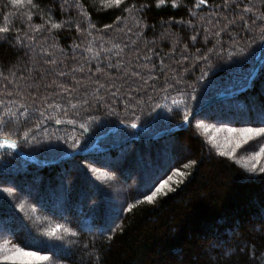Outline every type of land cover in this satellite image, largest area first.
Returning <instances> with one entry per match:
<instances>
[{
	"label": "trees",
	"instance_id": "16d2710c",
	"mask_svg": "<svg viewBox=\"0 0 264 264\" xmlns=\"http://www.w3.org/2000/svg\"><path fill=\"white\" fill-rule=\"evenodd\" d=\"M223 2L198 7V0H175L173 7L165 0L158 7V0L112 6L102 0H0V27L11 28L0 33L6 36L0 41V114H16L0 126V142L17 143L15 149L0 146V189L13 186L22 200H32L33 191L37 202L57 199L69 176L83 189L79 177L87 172L79 159L86 157L112 171L127 170V176L142 168V180L150 176L143 156H153L159 171L164 152L169 168L186 164L185 179L152 202L128 192L117 221L104 232L113 206L101 190L66 264H264V173L221 155L192 126L157 137L229 88L230 96L206 107L203 116L264 127L255 122L264 112V3L232 0L224 8ZM260 57L251 87L237 94ZM73 135L78 144L70 147ZM181 137L193 155L179 160L183 148L177 145L176 155L173 146ZM78 161L80 169L72 171ZM7 196L0 191V218L19 221L8 226L20 233L15 244L25 248L30 231H19L25 225Z\"/></svg>",
	"mask_w": 264,
	"mask_h": 264
},
{
	"label": "rangeland",
	"instance_id": "374dc122",
	"mask_svg": "<svg viewBox=\"0 0 264 264\" xmlns=\"http://www.w3.org/2000/svg\"><path fill=\"white\" fill-rule=\"evenodd\" d=\"M199 114L191 119L185 126H192L196 130V134L201 135L205 139V142H207L212 149L214 148L219 152L220 149L227 150L228 147L232 146L226 144V137H228L229 134L223 130L217 131V129L242 127H235L230 123L219 124L216 122H210L206 119V116H203V111L201 112V116ZM73 137L74 138L70 140V143H72L70 147L78 144V141H75L77 136L73 135ZM212 137H215L216 143L213 142L211 139ZM217 144L220 146V148L217 147ZM177 145L183 148L182 155L178 156L179 160L183 156L185 157L193 155V152L188 149L184 137H181V139L178 140L173 146L174 152L176 155H179L176 147ZM136 146L137 145H135L134 148ZM260 146H264V136L256 137L255 139L242 144L239 148H236L234 153L235 159L240 161L242 164L253 162V154L259 151ZM127 148L128 150L132 149L131 145H127L126 149ZM126 149L124 153L127 152ZM168 154L167 152H164V155H162L160 158V161L163 163L160 168H165L163 171L157 170L158 163L152 160L153 156H143L147 167H149L150 175L147 179L143 180L141 178H143L142 175L144 170L142 168L140 170L139 167L134 168L133 175L127 176V170L126 173L123 174L118 170L112 171L111 169H108V167L100 165L91 157L79 159L81 164L79 161L76 162L72 168V171L75 169H80V165H84L87 176H85V179L84 176L79 177L80 179L83 177L81 179L82 183H86L83 186V189H81L82 187L80 189L75 188V181L72 185V177L69 176L70 179L65 178L62 180V185H60L58 189V194L60 197L55 199L52 196L40 199L42 202H44V206H40L41 201L37 202L33 199L34 195L38 191H33L32 196L29 197L32 198V200H22L21 198H18L16 194H14L15 191L13 190V186H11V188L9 187L10 189L8 190V193H6L8 195L7 197L10 202H12L17 212L20 214V225H25L23 227H19V231H30L29 234L27 232L24 233L25 238L23 239L25 242L20 239L24 243L25 249L29 251H36L42 255H48L50 257L48 261H40L37 262V264H66L65 259L68 258L67 256L70 254L71 250L73 251L72 239L76 237V232L79 230L80 225H82L84 222V219L87 218V216L90 217L89 214L92 213L90 204L93 201L99 199L98 197H100L101 190L106 193L107 199L112 202L113 206L112 211L110 210L111 212L110 215H108L107 221H109L111 218L112 220H110L108 224L104 225L102 228L104 232L117 221L119 216L118 214L120 211L122 212V208L125 205L124 199L127 198L128 192L136 195L150 194L148 192V187L153 183V181L155 180L158 182L159 180L167 179L168 176L173 177V179L169 182V188L173 190L183 181V179H185L184 177L187 174L185 171L186 164L179 163L177 166L175 164V167L173 166L174 168H169V159H167ZM260 163H264V156L260 157ZM179 166L181 167L176 168ZM177 170L179 173H183V175L177 174ZM7 181L10 180L3 179V182ZM165 191L169 192L167 189ZM9 193L11 194L9 195ZM159 195L160 194L157 196ZM56 203L58 207L53 209V206ZM81 203H86L87 208H85L86 206L84 208L82 206V209ZM106 208L107 211L103 212L102 216H105V214L108 212L109 204L104 205V209ZM102 216L101 219H103ZM14 220L15 221H10L6 219L4 221L2 218H0V255H4L6 249H11L14 246H18L14 241L15 239L19 240V237L17 236H19L20 233L17 231L13 232L8 226L10 223H14L15 225L19 226V221L16 219ZM57 225H60L61 228L56 230L54 235H48L49 232L57 229ZM100 226H102V224H100ZM86 230L89 231L90 228ZM98 230L99 229H91V231ZM65 244H67L66 247H64ZM65 248L66 251L64 252ZM0 263L13 264L11 261L3 260H0Z\"/></svg>",
	"mask_w": 264,
	"mask_h": 264
},
{
	"label": "snow or ice",
	"instance_id": "6c2138e0",
	"mask_svg": "<svg viewBox=\"0 0 264 264\" xmlns=\"http://www.w3.org/2000/svg\"><path fill=\"white\" fill-rule=\"evenodd\" d=\"M13 3L16 4H21L24 3V0H12ZM27 2L29 4H32V0H27ZM102 2L104 4H107L109 6L112 5H120L122 0H102ZM207 2V0H198V4L197 6L199 7L200 5H203ZM261 3H264V0H260ZM165 0H158V7L161 5H164ZM232 0H224L223 2V7L224 8H229L231 6ZM173 7L176 6L175 4V0H173ZM238 6V5H237ZM219 7V6H217ZM256 7L255 4H253L252 6H248L245 7L243 9V11L245 13L250 12L253 10V8ZM241 19H243V17H241ZM260 19L262 21H264V13L261 14ZM229 24L231 23H235V19L233 20H229L228 21ZM255 23V22H253ZM53 28H60L61 25L60 24H52ZM106 27H110V26H106ZM77 28H79V26L77 25ZM40 27L37 26L36 29H34V31H39ZM11 31V28L9 27H0V33H4L7 34ZM261 31L264 32V28H261ZM27 35V34H25ZM6 39V36L4 37H0V41ZM16 39L19 41L20 37L19 35L16 36ZM31 39H34V37H31ZM193 39H195V37H193ZM90 50V49H89ZM59 75L63 76L65 75V73L60 72ZM254 79V74L250 75L248 77H246L247 83L237 89V94L239 92H243L245 91L247 88L251 87V83L252 80ZM64 91H68L67 89H63ZM2 103V102H0ZM85 103H87V101H85ZM24 107V111L25 113H27L28 109L26 106H21ZM73 107H75V105H73ZM16 116L15 113H12L10 111H5L2 114H0V126L2 125H6L8 120L11 118H14ZM184 120L187 121L188 120V116L185 115L184 116ZM62 121H57V123H61ZM71 123H74V121H70ZM249 123L253 122V121H248ZM255 122H259L261 124H264V112L261 113V118L258 121ZM81 127H83V125H81ZM132 127H136L135 124L132 125ZM226 131L229 136L226 137V144L228 145H232L230 147L227 148V150L224 149H220V154L226 157H230L235 159L234 153L236 148H239L242 144L255 139L256 137H261L264 136V127H242V128H225V129H217V131ZM213 140L214 143H216L215 141V137L211 138ZM0 146H6V147H10L15 149L17 147V143L15 141H9V140H3L2 142H0ZM217 147L220 148V146L217 144ZM264 156V146H260L259 151L253 154L252 157V161L251 163H245L244 167L247 168L249 171L256 173H264V163H260V157ZM239 163V161H237ZM194 163V162H193ZM259 165V166H258ZM177 174L179 175H183V173H179L177 170ZM173 179L172 176H168L167 179L164 180H159L157 181H153V183L148 187V192L150 194L144 195L143 196V200L147 201V202H152L158 194L160 195H166L167 192L165 191L166 189L168 191H172L171 188H169V182ZM154 189V190H153ZM0 191H3L5 193H8V189H0ZM11 193H9L10 195ZM131 208V205H129V209ZM61 226L57 225V229L52 230L51 232L48 233V235H54L56 230L60 229ZM31 247V246H29ZM50 259V257L48 255H42L39 252L36 251H29L26 250L23 247H19V246H14L11 249H6L5 250V254L4 255H0V260L3 261H11L13 262V264H37V262L40 261H48Z\"/></svg>",
	"mask_w": 264,
	"mask_h": 264
},
{
	"label": "water",
	"instance_id": "95a60500",
	"mask_svg": "<svg viewBox=\"0 0 264 264\" xmlns=\"http://www.w3.org/2000/svg\"><path fill=\"white\" fill-rule=\"evenodd\" d=\"M263 61V58L260 57L258 60H257V63H256V66L254 68V71L252 73V75L254 74V77L256 76V73L258 72L259 68H260V65H261V62ZM253 82V80H252ZM252 84V83H251ZM230 88L228 90H225V91H222L216 95H214L212 98H210L209 100H207L206 102H204L195 112H193L189 117H188V120L187 121H183L182 123L174 126V127H171L169 129H166L164 131H162L160 134L157 135V137H161V136H164V135H167L171 132H174V131H177L178 129H180L182 126H185L191 119H193L197 114H199L200 112H202L206 107H209L210 105L220 101V100H223L225 98H227L228 96H230ZM112 132H108L105 136H103L102 138H106L107 136H109ZM78 154V153H77ZM76 154H71L69 156H66L60 160H58L57 162H60V161H64L65 159L67 158H71V157H74Z\"/></svg>",
	"mask_w": 264,
	"mask_h": 264
}]
</instances>
